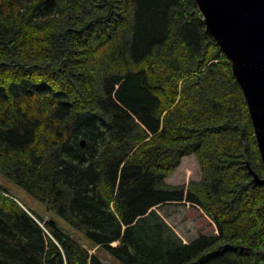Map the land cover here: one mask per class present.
<instances>
[{
    "label": "trees",
    "instance_id": "16d2710c",
    "mask_svg": "<svg viewBox=\"0 0 264 264\" xmlns=\"http://www.w3.org/2000/svg\"><path fill=\"white\" fill-rule=\"evenodd\" d=\"M204 29L192 0H0V173L84 236L0 184V264H264V171ZM187 154L200 179L168 184ZM181 202L217 232L184 241L158 210Z\"/></svg>",
    "mask_w": 264,
    "mask_h": 264
},
{
    "label": "water",
    "instance_id": "95a60500",
    "mask_svg": "<svg viewBox=\"0 0 264 264\" xmlns=\"http://www.w3.org/2000/svg\"><path fill=\"white\" fill-rule=\"evenodd\" d=\"M192 1L241 89L264 171V0ZM248 170L254 184L264 185V176Z\"/></svg>",
    "mask_w": 264,
    "mask_h": 264
},
{
    "label": "rangeland",
    "instance_id": "374dc122",
    "mask_svg": "<svg viewBox=\"0 0 264 264\" xmlns=\"http://www.w3.org/2000/svg\"><path fill=\"white\" fill-rule=\"evenodd\" d=\"M258 175L261 176L260 174ZM200 177L201 171L196 156L194 154H187L181 157L179 164L166 177L165 181L170 185H186L190 180H199ZM0 184L14 195L16 197L15 199L20 200L23 205L33 210L36 214H39L44 220L56 222L58 226L63 228L71 236L82 243L84 242V236L82 233L70 227L64 220L49 211L44 203L32 197L27 191L2 173H0ZM158 210L163 216H165L166 221L171 224L180 235H182V238L185 241L197 237L200 233L217 232L215 224L203 214L198 207L187 202L166 204ZM90 252H94V249H91ZM99 255L107 264H122L120 261L105 252L104 249H100Z\"/></svg>",
    "mask_w": 264,
    "mask_h": 264
},
{
    "label": "bare ground",
    "instance_id": "6f19581e",
    "mask_svg": "<svg viewBox=\"0 0 264 264\" xmlns=\"http://www.w3.org/2000/svg\"><path fill=\"white\" fill-rule=\"evenodd\" d=\"M23 205V204H22ZM25 206V205H24ZM53 213V212H52ZM54 214V213H53Z\"/></svg>",
    "mask_w": 264,
    "mask_h": 264
}]
</instances>
